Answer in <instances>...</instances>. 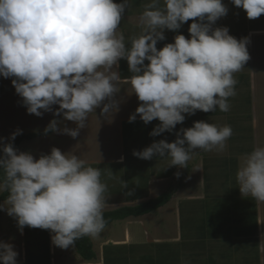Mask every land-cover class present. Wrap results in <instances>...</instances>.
Wrapping results in <instances>:
<instances>
[{"label":"clouds","instance_id":"9594fccd","mask_svg":"<svg viewBox=\"0 0 264 264\" xmlns=\"http://www.w3.org/2000/svg\"><path fill=\"white\" fill-rule=\"evenodd\" d=\"M232 3L248 19L264 15V0ZM129 7V0H0V75L14 78L29 114L41 117V110L59 105L54 115L63 114L77 125L60 129L54 119L46 133L75 139L97 108L102 106L106 117L118 111L115 96L121 82L130 83L141 102L130 122L137 115L145 124L160 121L152 136L172 132L184 123V114L230 110L229 98L237 95L235 74L251 59L250 38L238 40L227 27H213L228 14L222 0H152L139 17L142 34L130 38V47L120 31ZM190 20V38L177 35L174 43L157 49L165 29L177 31ZM121 59L128 62L129 79L121 80L114 70ZM17 134L19 130L11 139ZM232 135L231 126L197 121L180 129L174 142L160 140L133 154L143 160L170 157V166L187 168L198 149L223 152ZM0 169V192L9 193L0 211L16 218L21 230H50L53 244L61 249L83 237L98 238L105 230L108 187L102 169L55 147L35 159L11 143L3 147ZM236 178L243 196L264 202V147L243 158ZM17 255L13 245L0 242L2 264H16Z\"/></svg>","mask_w":264,"mask_h":264},{"label":"crops","instance_id":"0c3cea01","mask_svg":"<svg viewBox=\"0 0 264 264\" xmlns=\"http://www.w3.org/2000/svg\"><path fill=\"white\" fill-rule=\"evenodd\" d=\"M151 2L129 0L130 7L120 25L127 46L130 47L131 37L142 34L139 17L144 6ZM222 2L227 7L232 4V0ZM231 21L228 11L213 27H224ZM192 22L182 24L177 31L165 29L166 38L158 41L157 49L174 43L177 35L190 38ZM262 29H247L245 37L260 34L264 32ZM241 32L244 31L229 30L230 34ZM249 54L251 56L250 50ZM148 63L146 60L145 65ZM114 70L121 80L132 76L126 59H121ZM115 99L119 101V110L106 117L101 115L102 106L97 108L95 113L89 114L87 126L75 139L57 132L36 138L40 140L36 142V159L50 154L55 147L65 154L79 156L87 166L102 169L101 179L108 187L104 212L137 207L163 195L169 196L167 203L144 215L115 220L98 238L89 237L93 253L90 260L82 258L75 245L68 249L56 247L52 242L54 233L50 230L27 226L21 230L16 218L1 211L0 242L13 245L18 253L16 264H264V202L243 196L236 178L243 158L250 153L230 157L229 144L222 153L198 149L187 168L170 166V157L143 160L133 154L160 140L174 142L180 129L193 127L197 121L208 122L222 115V111L218 107L215 112L197 110L198 115H185L184 123L178 124L172 132H164L158 138L152 136L154 141L142 137L143 141L138 142L140 136H137L144 129L153 131L160 121L145 124L137 115L136 120L130 122V116L136 113L141 102L128 82H121ZM124 123H128L125 133ZM58 127L75 129L77 125L65 120ZM128 137H135L129 149ZM38 144H47L49 149L38 155ZM148 167L157 169L151 174ZM109 171L113 173L112 178Z\"/></svg>","mask_w":264,"mask_h":264},{"label":"rangeland","instance_id":"374dc122","mask_svg":"<svg viewBox=\"0 0 264 264\" xmlns=\"http://www.w3.org/2000/svg\"><path fill=\"white\" fill-rule=\"evenodd\" d=\"M228 9L232 21L227 25L224 24V27L229 30L244 31L229 33L236 39L244 38L247 29L264 28V15L251 20L248 19L245 10L237 8L233 3ZM247 48L248 51H251V59L241 72L235 74V78L238 80V84L235 86L237 95L229 98L230 110L208 120L210 124H215L218 127L228 125L233 129V135L227 141V144L230 145V157L251 153L256 147H264V32L251 35ZM12 79L14 78H4L0 75V146L12 141V134L17 133L18 130L19 134L15 138L22 134L44 131L54 119L60 122L58 126L64 124L63 114L60 116L54 115L59 105H53V111L50 112L41 110L43 112L41 117L29 114L23 103V98L17 94L12 84ZM195 114L198 115V112ZM184 126L181 125V127ZM151 132L152 128L144 129L141 135L137 136H140L138 142L143 141L142 137L154 141V139H151ZM155 138H158V136H155ZM134 140L135 137L126 139L128 149L130 144H134ZM38 141L40 140L24 141L20 145L19 151L35 154L34 158L36 159V142ZM37 149L39 155L49 148L47 144H38ZM248 149L250 150L248 151ZM155 169L157 167L147 168L151 174H154Z\"/></svg>","mask_w":264,"mask_h":264},{"label":"trees","instance_id":"16d2710c","mask_svg":"<svg viewBox=\"0 0 264 264\" xmlns=\"http://www.w3.org/2000/svg\"><path fill=\"white\" fill-rule=\"evenodd\" d=\"M127 125H128V123L123 124L124 133H125V127L127 130ZM50 133L51 132L46 133L44 130L42 132H37V133L33 132V133L22 134V135L17 136L14 140H12L8 143H11L13 145V147L16 150H18L20 148V145L24 141H32L36 138L46 137ZM4 145L0 146V157H3ZM3 176H4L3 169H0V180H2ZM8 195H9L8 192H1L0 193V205H2V203L6 201ZM168 199H169L168 195H163V196H160L159 198H157L156 200L149 201V202L141 204L137 207H132V208L127 207V208H123V209L116 210V211L104 212L103 213L104 218L108 222L107 223V226H108L109 224H111L115 220H120V219H125V218L131 217V216H140V215L150 213V212L158 209L159 207L163 206L164 204H166ZM0 215H1V211H0ZM75 247H76L78 254L82 258L87 259V260H90L92 258V256H93L92 244L89 240V237H83V238L77 240L75 242Z\"/></svg>","mask_w":264,"mask_h":264}]
</instances>
